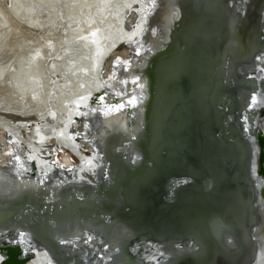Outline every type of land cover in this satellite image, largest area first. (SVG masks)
Here are the masks:
<instances>
[{
    "label": "water",
    "instance_id": "obj_1",
    "mask_svg": "<svg viewBox=\"0 0 264 264\" xmlns=\"http://www.w3.org/2000/svg\"><path fill=\"white\" fill-rule=\"evenodd\" d=\"M138 1L145 5L127 12L125 20L139 23L151 13L143 25L156 28V35L142 30L139 41L111 48L98 78L105 75L115 53H127L132 62L129 71L114 67L111 89L95 91L78 113L87 111L100 94L108 93L113 102L120 99L121 90L124 99L136 97L137 107L126 105L109 118L107 127L100 113L88 117L77 113L75 126L73 121L70 124L69 134L79 144L77 152L99 159L93 182L74 181L71 171L52 164L57 159L74 173L80 159L56 141L41 151V157L53 165L49 178L28 161L24 148L16 155L35 167L36 174L21 170L18 175V165L8 163L10 158L4 155L14 148L13 142L0 128V161L4 162L0 177L11 181L10 186L3 185L0 199L12 196L0 200V233L5 236L0 249L10 256L6 264H23V249H28L27 260L41 251L48 264L50 260L52 264H257L258 257L264 256V248L253 239L257 221H251L241 233L243 238L236 239L238 245L232 249L239 251L234 256L228 257L231 252L212 239L215 222L230 224L237 197L250 220L256 215L255 207L264 203V43L248 53L245 65H237L242 59L232 62L218 57L221 50L213 55V48L229 38L227 22L237 18L241 0H156L154 10L148 7L150 0ZM173 8L179 9L178 19L171 16ZM189 18L194 20L192 26ZM131 28L129 24L127 31ZM260 31L264 42V27ZM140 44L144 46L136 55ZM133 76L140 77L135 85L118 83ZM239 88L242 96L237 94ZM82 123L88 127L81 136H73ZM53 148L55 155H48ZM65 177L71 183H60ZM184 180L188 183H181ZM17 185H21L19 192L14 190ZM38 222H47L50 228L55 225V235H44V243L32 232ZM20 231H27L25 242L8 243ZM228 234L225 243H234V235ZM88 236L93 237L92 246L83 243ZM60 239L73 243L61 245ZM46 244L55 246V255ZM190 245L196 251L187 250ZM85 252L96 255L85 256ZM216 252L219 257L213 256Z\"/></svg>",
    "mask_w": 264,
    "mask_h": 264
},
{
    "label": "bare ground",
    "instance_id": "obj_2",
    "mask_svg": "<svg viewBox=\"0 0 264 264\" xmlns=\"http://www.w3.org/2000/svg\"><path fill=\"white\" fill-rule=\"evenodd\" d=\"M144 5L138 0H0V128L10 135L14 154L21 148L27 149L25 156L35 157L32 162L37 169L48 173L53 165L47 157H41L44 144L56 141L77 152L79 144L69 134L70 124L78 108L95 91L111 89V81L106 84L98 78L100 64L115 45L139 41L143 29L131 36L132 28L127 31L130 23L125 17L133 8ZM238 6L244 14L239 12L237 18L227 22L229 38L220 41L212 53L221 50L218 57H229L232 62L242 59L243 62L236 63L245 65L248 53H254L264 43L260 41L264 0H249ZM139 21L142 25L145 22ZM193 24L190 19V25ZM237 94L242 96L241 88ZM77 155L81 159L76 161L77 166H81L70 172V178L76 181L84 177L93 182L99 159L93 156L89 163L81 153ZM0 184L10 186L4 180ZM10 197L9 194L0 200ZM232 206L230 224L226 227L222 221L215 222L212 239L231 252L228 257L234 256L239 249L233 250L232 245L226 244L225 236L231 232L235 240L241 239L251 221H257L254 236L264 248V203L255 207L258 214L251 220L245 206ZM235 240L233 245L237 246L239 240ZM213 256L217 257V253ZM29 261L46 264L48 256L38 251ZM257 261L264 264V256Z\"/></svg>",
    "mask_w": 264,
    "mask_h": 264
},
{
    "label": "snow or ice",
    "instance_id": "obj_3",
    "mask_svg": "<svg viewBox=\"0 0 264 264\" xmlns=\"http://www.w3.org/2000/svg\"><path fill=\"white\" fill-rule=\"evenodd\" d=\"M241 3L246 5L248 3V0H241ZM148 7L151 9H155L157 7V3L156 0H150V3L148 4ZM138 11V10H136ZM237 12H241V8L239 6H237L236 8ZM178 12L179 9L173 8L171 10V16L173 18L178 19ZM151 13H149L148 15H150ZM244 13L241 12V15H243ZM148 15H144L143 17H141V19L143 21H147L148 20ZM264 15V14H262ZM133 20H135V18H133ZM130 24L132 25V31L130 33L131 36H134L136 33L137 29H143L144 31H150L152 36L156 35V28H150V29H145L143 28V25L141 23H132L130 21ZM144 45L140 44L138 45V47L136 48V55L140 54V48H142ZM148 51H152V48H149ZM259 59V57H258ZM131 60L128 59L127 53H115L112 57V60L108 62V64L105 66L106 67V71H105V75L101 77L102 81L104 83H108L109 81H112L115 77H116V72L113 71L112 69L115 68H122L123 71L128 72L129 68L131 67ZM140 79L139 76H133L131 78V81H129V79L127 78H123V79H119L118 83L121 85H128L129 83L135 85L138 80ZM141 88H143V84L140 85ZM113 87H115V85H113ZM117 95L120 96V99L115 100L114 102L111 100V98L109 97L108 93H103L100 94L98 96L95 97V99L93 100L92 104L90 106H88L87 111H82L79 112L78 115H82L84 117H88L89 115H95L96 113H100L102 116H104L106 118V120L108 121V123L105 124V127L108 126V124H110V120L109 118L114 114V113H119L122 109L125 108V106H130L132 108L137 107L135 100L136 97L132 96V95H128L127 99H124L125 97V92L123 90H121L120 92L117 93ZM81 99H85V97H81ZM89 99H91L89 97ZM255 97L252 98V103L255 104ZM245 119L247 120V117H245ZM73 124L75 126V121H73ZM88 124L86 123H82L80 126L76 127V130L72 133L73 136H81V132L83 129L87 128ZM247 131V129H245ZM132 140H135L136 137L132 136L131 137ZM250 139H254V137H250ZM79 147V146H78ZM85 152H91V149L88 147H84L83 149ZM57 152V149L53 148L51 152L47 153L48 155H52L54 156L55 153ZM5 157L10 158V160L8 161V163H11L12 161L15 162V165H18V170H17V174H21V170L22 172H32L33 175L36 174V168L32 167L30 168L28 166L27 162H24L21 160V156L20 155H16L13 154L11 151H7L4 153ZM67 159H70L68 157H65ZM35 157L29 156L28 157V161H32L34 160ZM86 160L89 161V163H91V160L89 157H85ZM4 162L0 161V164H3ZM133 163H135V161H133ZM52 164H55L58 168H60L62 171H71L70 168L65 169V166L57 159H53L52 160ZM6 166V164L4 165ZM253 166L255 168V161H253ZM81 171H83V169H81ZM44 177L47 179L49 178V174L47 172H44ZM81 180L84 179V177H80ZM0 180H5L7 181V177H0ZM9 183H11V181H8ZM71 183V180H69L67 177L64 178L63 181H60V183ZM181 183H188L187 180L181 181ZM44 181H40L39 185H43ZM3 185H0V191H3ZM39 187V186H38ZM21 188V185H17L16 188L14 189L15 191L19 192ZM47 190L45 189V192ZM50 199V198H49ZM56 218H46V220H49V222H51V220H55ZM55 227V225L53 224V227L50 228L47 222H38L36 224V226L32 229V232L35 234L36 238H39L41 243H44V239L43 236L44 235H55L53 228ZM205 230H207V223H205L204 225ZM27 235V231H20L18 234V238L17 237H13L11 240L8 241V243H24L25 240L24 238ZM5 239V236L3 233H0V241H3ZM253 239H255V237H253ZM92 240L93 237L92 236H88L86 239L83 240V243L85 245L88 246H92ZM73 241L69 240V239H60L59 240V244L64 245V244H72ZM228 244L229 245H233L232 240H228ZM46 246H48L50 248V251L53 252V254L55 255V246L54 245H48L46 244ZM177 249H180L181 251H185V249L181 248L180 244H176L175 246ZM187 250L190 251H196L195 248H193L191 245L189 246V248ZM27 251L28 249H23L21 250V258L23 261V264H30V261L25 259V257L27 256ZM102 251H107V248L102 249ZM85 256H95L96 253L92 252V253H84ZM161 256L164 255L163 252L160 253ZM10 259L9 253L5 250L0 249V264H6V262ZM99 259L103 260L104 257H100ZM49 264H52V261H49ZM93 264H95V261H93Z\"/></svg>",
    "mask_w": 264,
    "mask_h": 264
},
{
    "label": "rangeland",
    "instance_id": "obj_4",
    "mask_svg": "<svg viewBox=\"0 0 264 264\" xmlns=\"http://www.w3.org/2000/svg\"><path fill=\"white\" fill-rule=\"evenodd\" d=\"M38 146H39V145H38ZM236 158H237V157H236ZM235 204H237V205L240 204V205L245 206L244 203H243V200H241V199L238 198V197L235 199L234 205H235ZM216 253H217V252H216ZM217 257H219L218 253H217Z\"/></svg>",
    "mask_w": 264,
    "mask_h": 264
},
{
    "label": "flooded vegetation",
    "instance_id": "obj_5",
    "mask_svg": "<svg viewBox=\"0 0 264 264\" xmlns=\"http://www.w3.org/2000/svg\"><path fill=\"white\" fill-rule=\"evenodd\" d=\"M256 214H258V212Z\"/></svg>",
    "mask_w": 264,
    "mask_h": 264
}]
</instances>
